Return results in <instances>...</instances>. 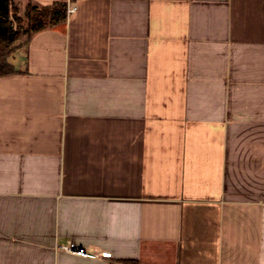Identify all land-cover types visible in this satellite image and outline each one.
I'll list each match as a JSON object with an SVG mask.
<instances>
[{"label": "crops", "instance_id": "1", "mask_svg": "<svg viewBox=\"0 0 264 264\" xmlns=\"http://www.w3.org/2000/svg\"><path fill=\"white\" fill-rule=\"evenodd\" d=\"M14 2L0 264H264V0Z\"/></svg>", "mask_w": 264, "mask_h": 264}, {"label": "trees", "instance_id": "2", "mask_svg": "<svg viewBox=\"0 0 264 264\" xmlns=\"http://www.w3.org/2000/svg\"><path fill=\"white\" fill-rule=\"evenodd\" d=\"M67 10V2H57L47 7L29 4V27L25 28L14 0H0V78L16 73L9 62L10 56L17 48L16 43L23 36H27L26 42H29L35 34L65 21Z\"/></svg>", "mask_w": 264, "mask_h": 264}, {"label": "built area", "instance_id": "3", "mask_svg": "<svg viewBox=\"0 0 264 264\" xmlns=\"http://www.w3.org/2000/svg\"><path fill=\"white\" fill-rule=\"evenodd\" d=\"M76 11L75 8L69 9V13H74ZM61 250L66 251L68 253L76 254L83 257H94L96 254L89 253L86 249L78 248L72 244H68L66 246H59Z\"/></svg>", "mask_w": 264, "mask_h": 264}, {"label": "rangeland", "instance_id": "4", "mask_svg": "<svg viewBox=\"0 0 264 264\" xmlns=\"http://www.w3.org/2000/svg\"><path fill=\"white\" fill-rule=\"evenodd\" d=\"M19 16L21 18H23V23H24V27L28 28L29 27V20H28V16H27V12H25L24 14H20ZM27 41V36H23L17 43H16V47L18 44H25Z\"/></svg>", "mask_w": 264, "mask_h": 264}]
</instances>
